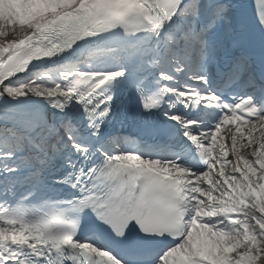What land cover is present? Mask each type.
Masks as SVG:
<instances>
[{
	"label": "snow or ice",
	"instance_id": "1",
	"mask_svg": "<svg viewBox=\"0 0 264 264\" xmlns=\"http://www.w3.org/2000/svg\"><path fill=\"white\" fill-rule=\"evenodd\" d=\"M0 264H264V0H0Z\"/></svg>",
	"mask_w": 264,
	"mask_h": 264
}]
</instances>
